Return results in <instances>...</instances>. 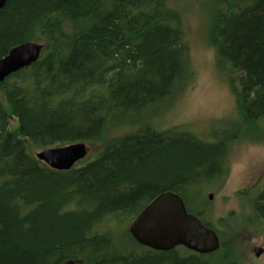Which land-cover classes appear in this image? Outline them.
Here are the masks:
<instances>
[{"label": "trees", "instance_id": "16d2710c", "mask_svg": "<svg viewBox=\"0 0 264 264\" xmlns=\"http://www.w3.org/2000/svg\"><path fill=\"white\" fill-rule=\"evenodd\" d=\"M215 3L205 38L237 80L233 115L205 141L179 126L155 129L153 114L195 75L181 14L168 0L6 1L0 58L24 41L42 49L0 83V264H244L229 237L239 221L230 214L207 223L205 190L197 193L227 174V149L238 135L217 133L264 123V0ZM76 142L99 150L68 171L51 170L27 147ZM168 191L218 234L216 252H153L127 229L109 231ZM255 192L246 218L264 220V184Z\"/></svg>", "mask_w": 264, "mask_h": 264}, {"label": "rangeland", "instance_id": "374dc122", "mask_svg": "<svg viewBox=\"0 0 264 264\" xmlns=\"http://www.w3.org/2000/svg\"><path fill=\"white\" fill-rule=\"evenodd\" d=\"M216 1L168 0V4L181 13L184 40L195 75L185 91L169 100L165 108L153 114L152 117L156 120L155 129L163 131L179 126L176 132H188L196 135L199 139L210 141L215 137L211 134L213 129H220L222 125L227 123L226 120L219 123L217 121L233 115L234 100L230 86H235L233 81L237 79L225 67L215 62L214 51L208 46L205 38L209 23V11L212 10L214 14ZM225 1L235 3V0ZM11 119L13 120L10 121V126L13 128L15 119ZM233 123L235 122L233 121ZM217 135L221 140L228 139L229 136H238L227 149L225 162L227 174L225 177L222 179L217 177L215 180L208 181L202 191L199 190L198 195L196 194L200 198L205 190V200L208 202L207 207L209 208L205 215L206 218L204 217L206 222H211L216 218H221L224 222L228 216H233L232 219L235 218L234 220L244 218L251 209L249 202H242L240 196L251 193V190L254 192L250 196H254L255 191L260 190L264 184V123L259 124L257 130L253 132L219 131ZM27 147L33 156L39 151L28 143ZM87 148L88 155L82 163L77 164L78 167L93 160L99 150L97 144L92 146L88 144ZM209 194L212 195L211 200L208 199ZM192 206L195 207L194 209L200 208L197 204ZM240 211V214L235 213V216L233 215L234 212ZM128 221L129 219L114 224L109 231L124 232L131 222L127 224ZM103 227L104 225H100L99 229H106ZM229 237L235 245L237 257L244 264H264L263 223L244 218L242 225L238 227L237 224ZM234 238L235 240H233ZM259 248L263 250V254L259 258H255L254 252ZM124 253L126 257L132 256L130 248L126 249ZM144 255L148 254H142V256ZM182 257L184 256L182 255Z\"/></svg>", "mask_w": 264, "mask_h": 264}, {"label": "water", "instance_id": "95a60500", "mask_svg": "<svg viewBox=\"0 0 264 264\" xmlns=\"http://www.w3.org/2000/svg\"><path fill=\"white\" fill-rule=\"evenodd\" d=\"M7 0H0L2 9ZM42 46L24 41L12 47L0 58V83L11 74L35 63ZM87 155L83 142L66 146L42 149L35 153V159L55 171H68ZM212 196L208 195L211 200ZM128 231L134 240L155 251H171L181 246L197 254H210L218 250L216 233L204 226L195 216L187 213L182 199L171 192L154 198L129 225ZM262 251L255 252L257 257ZM64 264H73L67 261Z\"/></svg>", "mask_w": 264, "mask_h": 264}, {"label": "flooded vegetation", "instance_id": "af4514ba", "mask_svg": "<svg viewBox=\"0 0 264 264\" xmlns=\"http://www.w3.org/2000/svg\"><path fill=\"white\" fill-rule=\"evenodd\" d=\"M258 186V185H257ZM251 193H253V192H251ZM251 193H246L244 196H240V199H241V201L242 202H250V201H252V195L251 196H249L248 197V195H250ZM258 193L257 192H255V195L254 196H256ZM240 214L241 213V211L240 212H234V214ZM247 215V214H246ZM246 215L244 216V218H246ZM244 218H241L240 220L239 219H237L238 221H239V224H238V227L239 226H241L242 225V220L244 219ZM249 220V219H248ZM254 221H257V222H261V223H263L264 224V220L262 219V218H259V220H254ZM175 249V248H174ZM173 249V250H174ZM177 249V248H176ZM156 252H162V251H156Z\"/></svg>", "mask_w": 264, "mask_h": 264}, {"label": "bare ground", "instance_id": "6f19581e", "mask_svg": "<svg viewBox=\"0 0 264 264\" xmlns=\"http://www.w3.org/2000/svg\"><path fill=\"white\" fill-rule=\"evenodd\" d=\"M168 192H170V191H168ZM163 193H167V192H163ZM171 193H173V192H171ZM161 194H162V193H161ZM174 194H175V193H174ZM159 195H160V194H159ZM176 195H177V194H176ZM157 196H158V195H157ZM157 196H156V197H157ZM156 197H155V198H156ZM179 197H180V196H179ZM180 198H181V197H180ZM152 200H153V199H152ZM152 200H151V201H152ZM151 201H150V202H151ZM150 202H149V203H150ZM149 203H148V204H149ZM148 204H147V205H148ZM147 205H146V206H147ZM142 247H143V246H142ZM66 262H67V261H66ZM72 262H73V261H72ZM63 264H64V263H63ZM73 264H74V263H73Z\"/></svg>", "mask_w": 264, "mask_h": 264}]
</instances>
